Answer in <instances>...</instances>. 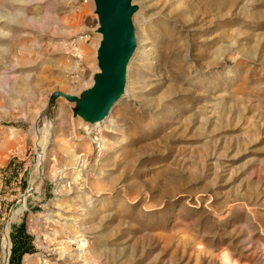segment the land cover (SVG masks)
<instances>
[{
  "label": "rangeland",
  "instance_id": "1",
  "mask_svg": "<svg viewBox=\"0 0 264 264\" xmlns=\"http://www.w3.org/2000/svg\"><path fill=\"white\" fill-rule=\"evenodd\" d=\"M135 2L131 96L98 151L68 99L99 71L94 1L0 0V264L17 237L19 264H72L66 200L92 264H264V0Z\"/></svg>",
  "mask_w": 264,
  "mask_h": 264
},
{
  "label": "water",
  "instance_id": "2",
  "mask_svg": "<svg viewBox=\"0 0 264 264\" xmlns=\"http://www.w3.org/2000/svg\"><path fill=\"white\" fill-rule=\"evenodd\" d=\"M93 1L99 17L96 31L101 35L96 49L99 71L83 98L68 96L77 103L79 116L87 122L104 118L123 94L127 64L137 45L131 0Z\"/></svg>",
  "mask_w": 264,
  "mask_h": 264
},
{
  "label": "bare ground",
  "instance_id": "3",
  "mask_svg": "<svg viewBox=\"0 0 264 264\" xmlns=\"http://www.w3.org/2000/svg\"><path fill=\"white\" fill-rule=\"evenodd\" d=\"M131 4L133 5L134 7V12H133V15H132V22H133V26L135 28V36H136V40H137V45L135 47V50L132 54V56L130 57L129 59V62L127 64V72H126V83H125V88H124V91H123V94L119 97V99L115 102V103H119L123 98H126V97H129L131 96V94L129 93V75H128V67L130 66L131 62L133 61V58L135 56V54L140 51V41H139V35L137 33V26H138V22L141 20L142 18V10H141V7L138 3L135 2V0H131ZM99 33V32H98ZM100 35V33H99ZM101 36V35H100ZM114 103V104H115ZM113 104V106H114ZM113 106L111 107V109L109 110L108 114L100 119V120H97V121H94V122H89L85 127L88 131L91 130H94L97 132L98 136L99 137H96L95 138V143L97 144V147L99 148L98 151H103L104 148H106L107 146V139H105V136H104V132L103 130L105 128H112V126L114 125V120L112 118V108ZM85 129V130H86ZM86 130V131H87ZM93 131V132H94ZM89 133V132H88ZM92 140V139H91ZM113 146V145H112ZM69 155L70 156H75L73 154V151H69ZM76 160V159H75ZM77 163L79 162V164H77L76 166L79 168V167H82L81 169L77 170V171H74L70 174V178L71 180H73V182L76 181V179L79 177L80 180H81V183L79 187H82L84 185H86L88 183V178H87V175L85 174V171L83 169V165L85 163L84 159L81 158L79 160L76 161ZM73 165V164H72ZM86 168V167H85ZM61 181V180H60ZM59 181V182H60ZM78 181V180H77ZM80 182V181H79ZM78 187V188H79ZM77 188V189H78ZM59 192L63 193L62 196H61V199L62 198H68V192H63L61 191L60 189H57ZM68 193V194H67ZM81 194V193H80ZM83 196L82 197V204L81 208H88L87 206V203H84L86 202L87 200V197L88 196V193L87 191H83L82 193ZM77 196V195H76ZM81 196H77V197H81ZM86 197V198H84ZM84 198V199H83ZM69 199V198H68ZM78 199V198H77ZM59 200V199H58ZM67 201V200H66ZM66 201H62L59 205V207H57V211L55 213V216H57V219L55 220L57 223H59V225H61L63 228H65V230H67L68 234L71 235V237L73 239H70L72 240L73 242H75L77 248L74 250V253L72 252H69L65 246H63V249L61 251V254H66L67 255V261H71L72 264H84L87 262V264H92L90 262V260H87V258L85 257L87 255L86 252L89 251L90 249V244L88 243V241L85 239L81 228H80V223L75 226V224H71V223H66V221H63L62 219L65 218L67 216H73V219L76 218L77 216L79 215H75V214H65L66 211H71L72 209H76V207L74 205H72V202L70 200V202L67 204V206H65V203ZM80 206V205H79ZM87 206V207H86ZM86 212V211H85ZM84 212V214H85ZM80 217V216H79ZM62 220V221H61ZM8 236V233H7V229H6V233H5V238H7ZM90 246V247H89ZM9 249H10V244H9V241L7 239L4 240V243H3V254H4V257L6 258L9 254ZM86 254V255H85Z\"/></svg>",
  "mask_w": 264,
  "mask_h": 264
},
{
  "label": "trees",
  "instance_id": "4",
  "mask_svg": "<svg viewBox=\"0 0 264 264\" xmlns=\"http://www.w3.org/2000/svg\"><path fill=\"white\" fill-rule=\"evenodd\" d=\"M18 238L19 237H17V238H15V243H14V247H13V256H15V254H16V256L17 257H13L14 259H15V262H16V264H19V258H20V256H21V254L23 253V252H25V251H27L28 249L26 248V247H22L21 245H22V243H20V241L18 242ZM16 240H17V242H16ZM21 247V248H20ZM16 251H18V252H16ZM14 259H13V261H14ZM17 259V260H16Z\"/></svg>",
  "mask_w": 264,
  "mask_h": 264
}]
</instances>
